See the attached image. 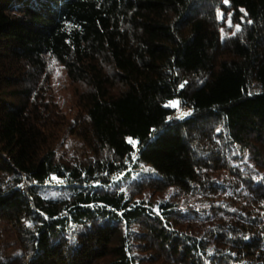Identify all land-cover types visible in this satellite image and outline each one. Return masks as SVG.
Wrapping results in <instances>:
<instances>
[{"label": "trees", "instance_id": "1", "mask_svg": "<svg viewBox=\"0 0 264 264\" xmlns=\"http://www.w3.org/2000/svg\"><path fill=\"white\" fill-rule=\"evenodd\" d=\"M5 221L0 264H264V0H0Z\"/></svg>", "mask_w": 264, "mask_h": 264}, {"label": "rangeland", "instance_id": "2", "mask_svg": "<svg viewBox=\"0 0 264 264\" xmlns=\"http://www.w3.org/2000/svg\"><path fill=\"white\" fill-rule=\"evenodd\" d=\"M174 104L177 105L176 116H182L185 110L180 107L179 103ZM71 145L72 147L74 146L79 150H86L92 154H96L98 150V139L94 124L82 111L79 113L75 121ZM48 244L50 245L49 240L45 239L43 243V248L45 250L48 249ZM19 252L20 247L18 245L15 222H2L0 224V256L8 257Z\"/></svg>", "mask_w": 264, "mask_h": 264}, {"label": "snow or ice", "instance_id": "3", "mask_svg": "<svg viewBox=\"0 0 264 264\" xmlns=\"http://www.w3.org/2000/svg\"><path fill=\"white\" fill-rule=\"evenodd\" d=\"M229 25H230V21H229ZM237 29H238V26H237ZM172 106H175V105H172ZM130 143H134V141H129Z\"/></svg>", "mask_w": 264, "mask_h": 264}]
</instances>
